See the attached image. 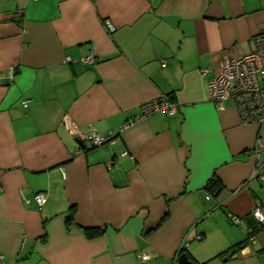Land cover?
Masks as SVG:
<instances>
[{
    "label": "crops",
    "instance_id": "crops-1",
    "mask_svg": "<svg viewBox=\"0 0 264 264\" xmlns=\"http://www.w3.org/2000/svg\"><path fill=\"white\" fill-rule=\"evenodd\" d=\"M260 32L264 0H0V264H179L184 240L194 264H264V223L246 239L256 198L264 211V123L207 86ZM161 96L173 115L118 133ZM90 126L113 142L78 153Z\"/></svg>",
    "mask_w": 264,
    "mask_h": 264
},
{
    "label": "built area",
    "instance_id": "built-area-1",
    "mask_svg": "<svg viewBox=\"0 0 264 264\" xmlns=\"http://www.w3.org/2000/svg\"><path fill=\"white\" fill-rule=\"evenodd\" d=\"M104 27L110 33L115 27L108 20L104 21ZM254 49L242 56L230 58L226 57L222 60L220 69L215 72L211 78L207 80L209 99L218 107L223 108L227 100L232 99L240 111V117L242 122L257 121L264 123V32H260L253 37ZM95 60L93 52H89L83 57V61L91 63ZM12 67L8 70V78L13 79ZM202 75H206L210 72L208 68H201ZM1 79V78H0ZM28 100L23 101V105L26 106ZM177 110L176 104L167 96H161L160 98L150 100L141 105L140 113L133 119L127 120L119 125L118 133L133 126L138 121L147 118L149 115L163 111L168 115H173ZM114 133H110L107 136H101L96 133L94 128L90 126L89 132L81 134L78 137L84 144L81 147L79 144L76 146L78 153L82 152L86 148H92L100 146L106 142H113ZM261 144L257 143V149L255 150L256 165L251 176L261 177L264 179V171L261 170L263 162L259 159V151ZM123 151L121 154H126ZM113 162L107 163L110 166ZM209 197V194L208 196ZM36 204L40 207L46 202V196L43 193H37L34 195ZM26 203H29V199L26 198ZM252 217L258 223H264V211L262 208V201L259 198L254 200V205L251 211ZM233 223L240 224L242 219L238 217L232 218ZM196 239H201V235L197 234ZM188 241L184 240L178 250L176 259L179 257V253L187 245ZM149 256L147 254L141 255L142 261H147ZM1 260V255H0Z\"/></svg>",
    "mask_w": 264,
    "mask_h": 264
},
{
    "label": "trees",
    "instance_id": "trees-1",
    "mask_svg": "<svg viewBox=\"0 0 264 264\" xmlns=\"http://www.w3.org/2000/svg\"><path fill=\"white\" fill-rule=\"evenodd\" d=\"M95 61V60H94ZM93 61V62H94ZM92 63V62H91ZM12 72H13V78L15 75V71H14V67H12ZM8 75V73H7ZM170 96V95H169ZM170 98V97H169ZM171 99V98H170ZM25 101V100H24ZM24 106V105H23ZM101 146V145H100ZM205 189L206 192H208V194L213 195V196H217L221 189H222V184L221 181L219 179L218 176H216L215 174H213L209 180L207 181L206 185H205ZM75 208L74 206H70L69 211H68V217H67V221H69L73 214H74ZM262 226V224L257 223L254 219L253 222H251V226H250V230L246 236V239H248L250 236H252L254 233H256L260 227ZM83 230L85 232V234L88 237H95L100 235L103 232V227H83ZM245 241H240L238 243H236L235 245L231 246L230 248H228L227 251H233L235 248L237 249L238 247H240ZM184 249L181 250V252L179 253V256L183 253Z\"/></svg>",
    "mask_w": 264,
    "mask_h": 264
},
{
    "label": "water",
    "instance_id": "water-1",
    "mask_svg": "<svg viewBox=\"0 0 264 264\" xmlns=\"http://www.w3.org/2000/svg\"><path fill=\"white\" fill-rule=\"evenodd\" d=\"M80 143V141H79ZM81 147H84V144L82 143L81 144ZM94 148V147H92ZM178 262L179 264H194L189 258L188 256L184 253V254H181L179 257H178Z\"/></svg>",
    "mask_w": 264,
    "mask_h": 264
}]
</instances>
